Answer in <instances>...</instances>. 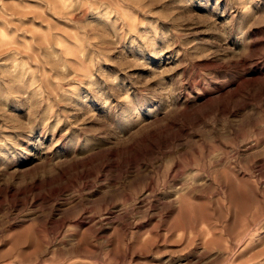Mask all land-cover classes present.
<instances>
[{"label": "rangeland", "instance_id": "1", "mask_svg": "<svg viewBox=\"0 0 264 264\" xmlns=\"http://www.w3.org/2000/svg\"><path fill=\"white\" fill-rule=\"evenodd\" d=\"M0 264H264V0H0Z\"/></svg>", "mask_w": 264, "mask_h": 264}]
</instances>
